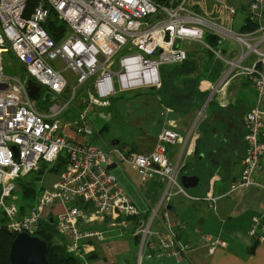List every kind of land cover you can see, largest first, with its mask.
I'll use <instances>...</instances> for the list:
<instances>
[{
  "label": "built area",
  "instance_id": "1",
  "mask_svg": "<svg viewBox=\"0 0 264 264\" xmlns=\"http://www.w3.org/2000/svg\"><path fill=\"white\" fill-rule=\"evenodd\" d=\"M201 3L198 0H0V207L6 214L9 232L37 235L49 208L60 204L61 211L49 219L63 241L61 244L83 260L89 244L105 240L101 230L81 228L86 209L91 208L98 216L111 215L115 221L141 215L116 173L109 168L113 165L131 166L142 183L158 179L167 184V198L164 197L167 202L172 187L187 195L178 185L180 168L168 157V146L182 140L176 131H162L152 151L142 154L120 145L106 149L96 146L94 128L85 118L78 122L73 137L67 135L61 118L73 105L77 89L83 86L88 97L81 99V105L90 109L108 108L110 100L122 92L161 89L162 68L188 61L190 51L184 47L185 43L201 45L211 53L214 63L222 66L217 82L198 110L191 132L207 118L206 107L223 86L235 79H245L257 91L256 103L245 115L247 152L243 176L231 190L253 183L264 162V0L249 3L247 16L257 24L249 32L235 29L238 9L234 5L218 1L219 16L210 17L201 11ZM51 22L65 25L59 41L46 29ZM208 35L214 36L218 44L207 43ZM233 42L235 45H231ZM10 50L27 74L24 80L4 74V55ZM121 53L123 56L117 60ZM57 60L75 74L77 85L63 105L53 103L47 112H40L29 96V83L39 84L42 92L63 95L69 83L63 71L52 65ZM77 136L84 138L76 139ZM62 154L67 161L57 180L37 195L35 206L22 213L15 195L17 181L38 171L42 163L55 164ZM151 222L152 219L147 224L141 223L137 231L142 249L153 245ZM262 222L254 217L249 232L258 244L264 242V235L259 233ZM161 244L171 249L175 242L162 238ZM188 250L186 245L179 253ZM185 262L179 259V264Z\"/></svg>",
  "mask_w": 264,
  "mask_h": 264
},
{
  "label": "crops",
  "instance_id": "2",
  "mask_svg": "<svg viewBox=\"0 0 264 264\" xmlns=\"http://www.w3.org/2000/svg\"><path fill=\"white\" fill-rule=\"evenodd\" d=\"M198 1L202 2L201 11L210 17L219 16L216 11L218 1L234 5L238 9L236 27V24L242 26L244 23L251 0ZM242 5L246 9L243 14L240 11ZM191 44L185 43L184 47L190 51V59L200 62V55L192 53ZM204 69L201 67V71ZM191 70V63L166 68L162 72V89L122 92L110 100L108 108L90 109L85 105L78 108L80 112L75 124L69 118L63 119L67 135L72 136L78 122L85 118L96 131V137H102L107 147L120 145L135 153L149 154L166 129L176 131L182 138L181 142L168 146V157L180 168L178 185L187 195L172 187L167 202L164 198L167 184L158 179L142 183L132 167L125 164V169L116 170V173L141 215L115 221L111 215L98 216L91 208L86 209L81 228L101 230L105 240L89 244L83 260L70 254L61 244L63 241L54 237V246L66 250L77 264H179L181 258L186 261L184 264H264V242L258 244L249 235L254 217L263 221L259 233L264 235V162L252 184L231 190L243 176L247 152L245 115L254 107L257 91L245 79H235L223 86L228 91L226 102L219 100L220 94L213 95L206 107L207 118L191 132L196 113L218 80L199 81ZM234 87L240 92L249 89L251 97L247 103L234 97ZM130 92L134 95L125 96ZM143 96H150V100H143ZM112 127L117 129V134H110ZM183 176H198L201 183L186 189L181 183ZM61 209L60 204L54 206V214ZM151 219L153 245L142 249L137 231L141 223ZM114 222L116 226H112ZM162 238L173 239L174 247L165 248L161 244ZM218 241L225 246L217 245ZM214 244L215 249L211 252ZM186 245L189 250L179 253ZM173 253L181 256H173Z\"/></svg>",
  "mask_w": 264,
  "mask_h": 264
},
{
  "label": "rangeland",
  "instance_id": "3",
  "mask_svg": "<svg viewBox=\"0 0 264 264\" xmlns=\"http://www.w3.org/2000/svg\"><path fill=\"white\" fill-rule=\"evenodd\" d=\"M243 14V12H242ZM241 25L240 24H236V28H239ZM46 29L49 30L48 26H46ZM196 44V43H194ZM231 45H235L234 42ZM191 51L192 53H195L196 56L200 55V62L197 63H191L192 65V71L193 73H195V75L197 76V80L199 81H204V80H212V79H217L219 74V68H212L210 67V62L209 59L205 56H203V49L202 47H200L199 45H192L191 44ZM206 54V53H205ZM123 56V54H119L117 56V60H119V58H121ZM52 65L58 69L63 71L64 76L66 77V79L68 80V89L66 90V92L63 95H55L52 92H49L47 90H43L41 98L38 101H33V106L40 112H47L49 109V106L53 103H58L63 105L68 99H70V97L73 94V89L74 87L77 85V77L75 76L74 73H72L71 71L67 70L65 67V64L63 63V61L61 60H57L55 62H52ZM118 66H116L115 68L117 69ZM201 67H204L205 69L203 71H201ZM211 70H210V68ZM166 68H171L169 66H167ZM4 74L9 75V76H17L21 79H25L26 78V72L22 66V64L17 60L14 52L12 50H10L9 53H6L4 55ZM140 91V90H137ZM234 91V97L239 98L240 100H245L247 103V100L250 99L251 94L249 92V89L246 92H240L238 90L237 87L233 88ZM136 92V91H134ZM134 92H130L129 94H125V96L128 95H134ZM142 92V90L140 91ZM220 94V101L221 102H226L225 99L228 96V91H227V87L226 89L222 92L219 93ZM87 98L88 97V93H87V88H85V86H83L82 88H78L77 89V94H76V99L73 102V105H71L66 111L65 113L62 115V119H67L69 118L70 121H77V115L79 114L80 111H78V108H83V106L81 105V99L82 98ZM143 100H150V96H143L142 97ZM245 107H247V105H245ZM209 111V109H208ZM78 112V113H77ZM197 115V113H196ZM69 126H73L72 124H69ZM96 130H98V128H96ZM117 129L115 127L111 128L110 134L114 135L117 134ZM96 131H95V145L98 147H101L103 149H106V143L103 142L102 137L100 139H98L96 137ZM57 165V164H56ZM55 164L53 165H49L47 163H42L41 168L32 173L31 175H28L20 180L17 181V188H16V192L15 195L17 196V202H18V206L20 207L22 205V203L25 205V211L27 212L28 209H30V207L35 206L36 205V196L41 193L42 191H44L45 189H47L48 187H51L55 180L58 177L59 174V168L60 166H56ZM125 164H121L118 167H116V169H113L112 171L116 173V170L122 169L126 166H124ZM117 175V173H116ZM14 202H16L15 199H13ZM54 214L53 212V208L50 207L47 214H46V221L47 224L49 223V218ZM6 214L4 212L3 207H0V227L5 225L6 220ZM48 228L52 227L50 225H48ZM60 255L62 256V259H66L69 256L65 255L62 251H60Z\"/></svg>",
  "mask_w": 264,
  "mask_h": 264
},
{
  "label": "trees",
  "instance_id": "4",
  "mask_svg": "<svg viewBox=\"0 0 264 264\" xmlns=\"http://www.w3.org/2000/svg\"><path fill=\"white\" fill-rule=\"evenodd\" d=\"M245 10L246 9H245L244 5L240 6L241 12H244ZM243 22L244 23L239 28H236L234 26L235 29L240 31V32H249V31H252L255 28H257V24L252 22L249 16L245 17ZM48 28H49L48 31L50 32V34L57 41L60 40V38L64 35L65 30H66L65 25L59 26V25H55L52 22L48 24ZM206 42L209 43L210 45H213V46L218 44L217 39L215 37H211V36H206ZM199 46H201V45H199ZM202 49H203V47H202ZM203 52L206 53V54L203 53V55L204 54L207 55L206 57L209 59V62L212 65L211 67L212 68H216V67L219 68V66L214 63V60H213L211 53H209L208 51H206L204 49H203ZM191 56L192 55H190V53H189V59L185 63H195L196 60L194 58H193V60L190 59ZM173 66H176V65H173ZM173 66H169V67H173ZM221 67L222 66L220 65L218 74L221 70ZM164 69H166V67L162 68V72ZM162 81H163V79H162ZM163 85H164V82H163ZM162 88H163V86H162ZM145 90H153V89H145ZM66 161H67L66 156L62 154V155H60L59 160L55 163V165L57 164L56 166H60L59 174L64 169V167L66 165ZM21 212L22 213L25 212V205L23 203L21 205ZM5 219H7V218H5ZM6 222H7V220H6ZM48 225H50L52 227V229L48 228ZM37 235L42 237L49 244L48 258H49L50 264H77L74 257H72L71 255L67 254V252H65L66 250L60 248L59 246H54V237L58 236V235H57V232L55 230V226L52 224V221L50 219H49L48 224H47V222H43L41 224L40 229L37 232ZM15 236H16L15 233L9 232L6 229V223H5V225L0 227V264H12V262L10 260V248H11V245L13 243ZM60 251H62L65 255H67L69 257L66 259H62L61 258L62 256L60 255V253H61Z\"/></svg>",
  "mask_w": 264,
  "mask_h": 264
},
{
  "label": "water",
  "instance_id": "5",
  "mask_svg": "<svg viewBox=\"0 0 264 264\" xmlns=\"http://www.w3.org/2000/svg\"><path fill=\"white\" fill-rule=\"evenodd\" d=\"M42 88L39 84L29 83V96L34 100L40 99ZM115 168V165L110 166ZM181 183L186 189L195 188L201 182L198 176H183ZM49 244L39 235H31L27 232L16 234L10 248V260L12 264H50Z\"/></svg>",
  "mask_w": 264,
  "mask_h": 264
},
{
  "label": "bare ground",
  "instance_id": "6",
  "mask_svg": "<svg viewBox=\"0 0 264 264\" xmlns=\"http://www.w3.org/2000/svg\"><path fill=\"white\" fill-rule=\"evenodd\" d=\"M226 89V87H224L222 90H221V92L220 93H222L224 90Z\"/></svg>",
  "mask_w": 264,
  "mask_h": 264
}]
</instances>
